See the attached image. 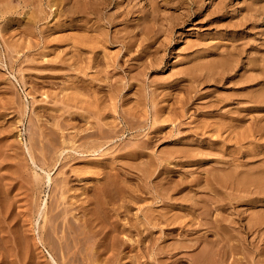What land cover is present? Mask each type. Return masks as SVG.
<instances>
[{
    "label": "rangeland",
    "instance_id": "rangeland-1",
    "mask_svg": "<svg viewBox=\"0 0 264 264\" xmlns=\"http://www.w3.org/2000/svg\"><path fill=\"white\" fill-rule=\"evenodd\" d=\"M165 2H171V5L164 6ZM17 3V0H0L1 10L4 7L13 9L11 15L5 16V19L9 20L8 23H6L8 20L4 21L0 13V264L1 262L8 264L9 262L10 264H76L77 261L74 263V259L78 262L80 260V264L81 262L85 264L84 260L81 261L86 255L83 250L88 254L89 247L103 242V232L95 228L100 232L94 233L95 231L91 232L88 228L89 233L93 234L88 237L87 233L83 235L86 237L83 241L82 235H76L83 229L82 221L76 218L82 216L80 214L82 211L78 207L82 199L86 200L88 188L97 185L101 178L98 176L99 169L111 174L118 169L120 179L117 181L121 182L122 187L134 189V187L139 188L143 185L140 190L138 189L139 192H142V189L147 192L145 195L137 193L144 195L145 198L132 202L130 210L119 213L117 220L125 224L131 222L135 214H140L141 210L145 211L151 206L152 195L150 193L154 195L156 191H161V187L155 184L162 176L157 178L159 180L154 177L160 172L159 169L162 170L156 165L161 153L166 154L175 150H178L177 152L197 150L203 153L204 157L209 155L203 159L212 157L222 160L236 158L240 151L250 149L264 153V143L259 142H243L240 146H236L232 141L225 145L219 144L216 149L209 150L207 146L211 145L212 140H217L220 136L221 139L227 137L228 132L213 133V130L206 128L207 124L213 121L214 123H227L234 117L235 120L232 122L235 132L240 133L250 124H258L260 121L259 125H264V111L260 110L256 103L252 104L246 99L250 94L257 95L263 91L264 83L253 82L251 85L241 83L249 76L255 77V82L262 80L264 76L261 73L264 61V0H61V2L60 0H37L34 5L24 9L27 14H22V6ZM53 4L55 6H52ZM56 8L59 10L58 15L53 13ZM65 9L70 13H63ZM37 15L39 17L43 15L46 19L35 26L29 24L30 29L27 25L26 32H23L26 19L37 20L38 18L34 19L38 17ZM65 22L68 25L65 26ZM87 35L92 41L87 46L95 45L93 58L99 57L96 61L103 59V63L101 61L99 64L96 63L97 65L89 66L87 60L92 57V54L85 51L86 49L83 51L84 54L74 50L75 47L71 42ZM128 36L132 37L130 41H128ZM96 39L99 42H96ZM127 41L131 42V50H127L122 43H128ZM48 43L51 44L50 47L47 46ZM8 44L28 46L21 51L11 52L7 50L6 45ZM67 44H70L69 47ZM118 53L117 63L120 69L113 71L112 67L105 68L106 62L112 64ZM78 58L82 60L76 65ZM215 63L217 69L221 68V72L215 71L216 69L208 70L211 67L209 65ZM78 65L84 68L82 73L77 71ZM198 67L208 68V71L205 69L206 72L200 73L197 71ZM104 69L107 71L101 72L99 77H103L105 73L111 83H99L98 79L92 80L98 71H104ZM136 71L140 74L138 76L140 81L133 82L136 85L127 83V77L126 80L124 79L126 83H112L115 78L121 74L124 75V72L129 76L133 73L134 76L137 74ZM208 72L219 73V76L215 78L219 79L220 76H224V81L214 83L207 78V80L200 79L199 83L192 82L191 76L195 74L205 76ZM81 78L92 80L93 83H76ZM109 84L126 86L121 93L126 96V99L120 101L119 104L116 100L105 98L103 109L97 112L99 110L95 107V98L99 95L108 96L107 85ZM245 85L250 87L246 88ZM78 96L86 103L77 102L75 98ZM89 104L91 107H87ZM215 104L218 105L217 108L210 107ZM247 107L250 110H246ZM170 109H172V114L169 112ZM130 110H133V114H126V120L121 121L118 113ZM114 111H117V114ZM230 111L235 113L233 117H230L228 113ZM157 117L160 121L154 122ZM136 124L139 128L135 130ZM101 128L111 130V137L106 138L107 140L102 139L103 137L99 139L98 130ZM121 128L123 132L119 134ZM116 129L118 132H115ZM155 130L158 131L155 132ZM41 131H43V136L38 134ZM85 134L94 135L82 139L81 137L86 136ZM85 142L102 144L103 147L94 154L74 152V150L78 151L80 144H85ZM106 142L109 143L105 144ZM151 142L152 146L148 149L142 147V144ZM40 145L45 147L41 148ZM130 145L134 147L132 151L134 149L140 151V154L138 151V158L125 156L129 151L131 152ZM27 149L30 151L34 164L30 161ZM60 149L64 151L57 160V153ZM148 155H153L152 159ZM263 159L264 156L261 154L247 156L248 164L245 169L263 168ZM55 160L57 161L54 166ZM192 160L186 166L174 161L162 162L163 165L167 164L172 171L167 175L172 184L178 183L177 181L182 177L190 182L194 177H200L202 181L205 175H209L207 173L212 167L223 166L214 162L199 161L196 157ZM149 162H151L149 168L155 171L154 176L148 181H142L138 170H145ZM43 163L46 165L43 166L44 168ZM83 170H89L91 174H81ZM46 172L52 179V183H46ZM34 174L38 176L34 178ZM78 175L79 177L80 175L85 176L87 179L80 180ZM205 177L198 187L192 186L191 190L195 189L198 193L197 197L201 199L208 197L206 193L213 195L216 192V196L217 194L221 196L215 184L211 185L209 181L211 186L214 185L215 189H213L208 181L205 182ZM68 178L70 179L69 189L63 196L66 197L67 202H65L66 199L62 200L63 204L58 210L68 207L69 215L66 218L74 223L75 240L77 237L81 238L80 240L83 239L81 245L76 244L77 247L72 246V242L75 243L74 235H66L67 239L64 237L65 219L60 220L59 218L62 223L60 225L56 223L59 222L58 220L55 223L60 229L52 230L49 217L53 215L48 211L49 209L47 210L50 207L49 204L54 203L53 199H56L53 187L57 182ZM30 179L32 181L37 179L36 186L34 182L31 184ZM195 191L186 190L181 194L172 191L171 196L173 199H180L187 193L192 196ZM57 197H59L58 192ZM63 197L61 196V199ZM237 200L236 214L245 211L249 214L251 210L249 211L248 203L243 201L244 199ZM151 209L155 213L168 210L162 203L153 205ZM170 209L176 212L183 210L182 208ZM222 210L223 212L226 210L227 213L234 212L228 207ZM215 212L219 213V211ZM198 213L199 210H196V214ZM78 214L80 215L77 217ZM159 226L165 229L164 224ZM195 227L197 228V225ZM204 231L202 227L197 234L201 236ZM261 232L264 235V228ZM163 236L159 228H155L151 237L158 240L156 245L154 241H146L128 255H133L137 251L141 264H160L159 262L164 261L166 264H191L189 259L195 258L201 250V246L187 249V254L181 253V256L176 255L166 261V253L158 251L163 250L164 246H170L185 238L179 230L173 233V236L167 237L166 241L162 240ZM128 238L134 240L136 236ZM61 246H67L69 251L64 247V253V250L60 249ZM78 247L82 250L80 253L84 255L82 258L79 257L82 255H76L79 259L74 254ZM255 248L253 252L255 251L256 256L252 252L251 255L255 257L248 258L249 263L245 261L242 263L241 260H244L246 256L237 253L238 255L234 256L237 260L234 264H263L264 262L260 260L264 261V242H258ZM67 251L69 254H66ZM126 251L128 250H125L123 254ZM151 252L156 255L150 256ZM108 255L109 253L101 258L88 257L94 260L93 264H108L105 261ZM71 256L73 259H69ZM68 260L70 262H67ZM172 260H177V262L172 263ZM229 260V263L232 262V258ZM128 262V258L124 257L122 263L130 264Z\"/></svg>",
    "mask_w": 264,
    "mask_h": 264
},
{
    "label": "bare ground",
    "instance_id": "bare-ground-1",
    "mask_svg": "<svg viewBox=\"0 0 264 264\" xmlns=\"http://www.w3.org/2000/svg\"><path fill=\"white\" fill-rule=\"evenodd\" d=\"M164 1H169V0H164ZM17 2H18L17 4L22 6V8H21V10H23L22 14H27V12H25L24 9H26L28 6L34 5V3L37 2V0H17ZM60 2H61V0H60ZM163 5L164 6L171 5V2H165ZM52 6H55V4H53ZM45 8H47V7H45ZM94 8H97V7H94ZM12 12H13V9L5 8V7H4L3 10L0 9V13L3 15L2 18L4 19V21L8 20V19H5V16L11 15ZM58 12H59V10L56 8V10L53 13L55 15H58ZM15 13L18 14V12H15ZM63 13L69 14L70 12H69V10L65 9L63 11ZM43 15L42 16L40 15V17L38 15H37L38 17H34V19L38 18L37 20H31L30 21V19H26V23L24 25L25 28L22 29L23 32H26V29L30 27L29 24H33L35 26L38 22L45 20L46 17L43 16ZM50 17H51V15H50ZM81 17H83V16H81ZM61 19L59 21H61ZM107 21H108L107 23L110 24L109 20H107ZM8 22H9V20L6 21V23H8ZM59 23H61V22H59ZM55 24H57V23H55ZM27 25H29V26L27 27ZM61 25H63V24H61ZM64 25L66 26L68 24H66V22H65ZM78 25H79V23L77 24V26ZM18 26H20V25H18ZM85 26H87V25H85ZM93 27H94V25H93ZM2 30H4V29H2ZM136 32H137V30H136ZM90 38L91 37L89 35H87L85 37H82L81 39L79 38L76 41L71 42L74 45V47H75L74 50H77V52L81 53V52H83L86 49L85 51H87L90 54H92V57L88 58V60H87V63H88L89 66L97 65L103 60L102 59L101 61L99 60L97 62L96 59H98L99 57L98 58L97 57L93 58V56H95L93 54L94 53V49H95L94 48L95 45H93L92 47L91 46L90 47L87 46V44H90L92 42ZM95 38H97V37H95ZM131 38L132 37L128 36V41H130ZM106 39L108 40V37ZM96 42H99V41H97V39H96ZM122 43H124L123 45L126 46L125 48L127 50L128 49L131 50V46H130L131 42H128V43L122 42ZM49 45H51V44L48 43L47 46H49ZM69 45H68V47H69ZM99 45H101V44H99ZM27 46L28 45L23 46V45H19V44H8V45H6L7 50H9L11 52H14V51H17V50L21 51V50H23V48H25ZM70 48H73V47H70ZM83 54H84V52H83ZM90 54H88V55H90ZM100 56H102L101 53H100ZM118 57H119V53L117 54L116 59L113 61L112 64H110V62L109 63L106 62V65H105L106 67L105 68L112 67L111 69H113V71H115L116 69H120L119 64L117 63V60H118L117 58ZM104 59H106V58H104ZM81 60H82L81 58L80 59L78 58L77 61L75 62V64L77 65V62H81ZM102 63H103V61H102ZM209 66H211L209 69L205 68V67H198L197 71H200V73H201L202 71L206 72V71H208L210 69H216L215 71H217V70L220 71V69H221V68L220 69L216 68V63L213 64V65H209ZM53 67H55V66H53ZM142 68H144V67H142ZM76 69H77V71L79 73H82L84 68L81 67L80 65H78ZM205 69H206V71H205ZM58 70H60V69H58ZM109 70H110V68H109ZM105 71H107V70L104 69V71H98V74H96L92 78V80L98 79L99 83H111V82H109L110 80H108L109 77L105 76V73H104V76L102 74L103 77H99L100 73L101 72L103 73ZM110 71H109V73H110ZM261 73L264 74V61H263V66L261 67ZM106 75H107V73H106ZM139 75L140 74H138V72H137L136 75L133 76V73H132V75L129 76L128 73L124 72V75L121 74L119 77L115 78L114 82L112 81V83H126L125 82L126 79H128L127 83L139 82L140 81L139 77H138ZM215 76H219V73H216V72H214V73L211 72L210 73V72H208V73H206L205 76H203L202 74H195V76H191V80H192L193 83L194 82L199 83L198 81L200 79L207 80V78H209V80H212L214 83H220V82L224 81V76H220L219 79L215 78ZM254 78L255 77H250L249 76L246 79L242 80L241 83H245V84L250 83L248 85H251V83H253V82L254 83H264V76H263V79L258 81V82H255ZM92 80H86L85 78H81L76 83H93ZM134 84L135 83H133V85ZM117 85L118 84H116V85H112V84L107 85L108 92H109L108 96H100L99 95L97 98H95V107H97V110H99L97 112H100V110L103 109L104 104H105V102H104L105 98H109L110 100H116V103H119L120 101L122 102L123 100L126 99V96H123V94L121 95L122 91L125 89L126 86L124 87V85H122V86H120V85L117 86ZM131 86H132V84H131ZM100 87H102V86H100ZM245 87L248 88L250 86H246L245 85ZM78 90H79V87H78ZM138 98H139V96H138ZM130 99H129V101H130ZM246 99H247L248 102H250L252 104L256 103L257 107H259L260 110L264 111V90L261 91L260 93H258L257 95L250 94L249 96L246 97ZM75 100L77 102H79L80 104H82V102H85L79 96L77 98H75ZM92 106H94V105H92ZM87 107H91L90 104H89V106L87 105ZM210 107H213V109H214L215 107L217 108L218 105L217 104L210 105ZM98 108H100V109H98ZM172 109L169 110L170 113H171ZM246 110H250L249 107H247ZM132 111L131 110L129 112H124L123 111L124 113H122V111H121L120 113H118V117L121 119V121H124V120H126V118H125L126 114H133ZM158 111H160V109ZM114 112H115V114H117V111H114ZM87 113L90 114L89 112H87ZM154 113H156V112L154 111ZM228 113H229L230 117H233L235 115V113L231 112V111L228 112ZM97 114H99V113H97ZM93 116H94V113H93ZM104 117H106V115ZM160 118H162V117H160ZM253 119H254V117H253ZM261 119H263V118H261ZM157 120L160 121L159 117L155 118L154 122H156ZM234 120H235V117H234V119L231 118V121H229L227 123H225V122L214 123V121H213V123H210V124L208 123L207 124L206 128H208L210 130H213L212 131L213 133H220V134L222 133V134H224V132L225 133L228 132L227 137H224V138L221 139V136H220V137H217V140H214V141L212 140L211 145L209 147L207 146V148L209 150L216 149L219 146V144L220 145H225V144H227L229 142H232V141H234L236 146H240L243 142H249V143H253V142L254 143H258L259 142V143H262V144L264 143V125H259V123L261 121L258 124L257 123L256 124H254V123L250 124L248 127L243 129L242 132L239 133V132H235V128H234V125H233V122H232ZM133 123H134V121H133ZM127 124H129V123H127ZM131 125H133V124H131ZM126 127H127V125H126ZM137 128H139V126H137V124H136V127L134 129L136 130ZM38 129H41V128L38 127ZM102 129L103 128L98 130L99 139L102 138V137H103L102 139L110 138L111 137V135H110V133H111L110 131L111 130L109 131V130H102ZM208 129H206V130L210 131ZM122 130H123V128H121L119 130V134H121L123 132ZM157 131L158 130H155V132H157ZM94 132L97 134L96 130ZM115 132H118V129H116ZM90 133H91V131H90ZM38 134H40V136H43V131L39 132ZM93 135L94 134L86 135V136H82L81 138L85 139V138H88V137H93ZM115 135H117V134H115ZM30 136H32V135H30ZM113 136H114V134H113ZM133 137H135V136H133ZM253 137L254 138L258 137V138L254 139ZM51 138H50V140H51ZM31 139H30L31 143L33 141H35L33 139H32L33 141H31ZM52 139H54V138H52ZM219 139H220V141H219ZM135 140H136V138H135ZM154 142H156V141H154ZM107 143H109V142H106L105 144H107ZM137 143L138 142L136 141V144ZM34 144H35V142H34ZM34 144H33V146H34ZM82 144L83 143H81L80 144L81 146H79L81 151H79L80 150L79 149L78 151L74 150V152H79L80 154H84V153L85 154H94V153L98 152L103 147L102 144L101 145H96V144H89L88 142H85V144H83V146H82ZM140 144H141V142H140ZM30 145H32V144H30ZM132 145H134V143H132ZM43 146L40 145L41 148H43ZM150 146H152V142L151 143H145L144 145L142 144V147L146 148V149H148ZM130 147H131V152L129 151L130 153L128 152L127 155H125V154L124 155L126 157L127 156L134 157V159L138 158L139 154H140V151L136 150V149H134L132 151V147L133 146L130 145ZM42 150H45V149H42ZM63 151H64V149H60L58 151V153H57L58 155L56 157L57 160H58L59 157L62 156ZM135 151H137V154H138V151H139V154L138 155L135 154ZM177 151L178 150H175V151H172V152H168L166 154L161 153L160 156H158V160L159 161H158V164H156V165H157L158 168H161L162 170L164 169L163 171L159 169V171L162 172V173H160V172L157 173L156 172L157 174L154 176V172L155 171L153 172L151 170V168H149V165H150L151 162H149L147 164V166H148L147 168L149 170L146 167L144 168L145 170H143V169L142 170H138V172L141 173V175L139 177L142 179V181H144V180L148 181V180L151 179L152 176H154L155 179H157L160 176H162V178H160V180L157 179V180H159V182L155 184L157 187L158 186L161 187L160 190L162 192L161 191L160 192L156 191L154 195H153V193H150V195H152V204H151V206L147 207L145 209V211L141 210L140 214H135L134 215L135 218H133V220L131 222H128V223H125V224H121L117 220V216L119 215V213L125 212V211H127V209L130 210L131 209V205L130 204L132 202H137L138 200L144 199L145 198L144 195L147 194V192L144 189L141 190L142 192H139V190L141 189L140 187H142L143 185L139 186V188L134 187V189L127 188V187L125 189L124 187H122L121 186V182L117 181L118 179H120L119 178L120 170H118V169L117 170L114 169L115 171L113 170L114 173H112V174L103 172L102 169L101 170L99 169L100 173H98V176H101V178L98 180V183L96 182L97 185H95V186H93L91 188H88V193L85 196L86 200L84 201L82 199L81 205L79 204L80 206L78 207V209H80V211H82L80 213V214H82V216L80 214H78L77 217L80 215L79 216L80 218H76V219L78 221H80V222L82 221L81 222V226H82L83 229L80 231V233H78L76 235H82L81 236V238H82L83 235H85L87 233V237H88V235L93 234V233H89V230H87L88 228H90L91 232L95 231L94 233H98L100 231L103 232V242L96 243L91 248L89 247L88 248L89 249L88 254L85 253V251L83 250L84 254H86L85 257H83L84 256V255H82L83 253L82 254L80 253L81 249L78 247L75 250V253H74L75 256L76 255L78 256L80 254L82 256H79V257L80 258H82V257L84 258V259H81V261L84 260L85 264H93L94 260H92L88 256H94L96 258H101L103 255L109 253L107 258H105V261L108 262V264H124V263H122V260H123L124 257L128 258V260H129L128 263H130V264H139V263L141 264V262L139 260L140 256L137 255V251L133 255H128V254H131L135 250V248L143 245L144 242H146V241L147 242H151V241L153 242L154 241L153 243L156 245L158 240L157 239H153L151 237V235L153 233V230L155 228H157V227L159 228L160 232L163 233V235H164L163 239L161 238L163 241H166L168 239L167 237L173 236V233H175L178 230H179V232L181 234H183V237L185 238V239H182L181 241L175 242L174 244H170V246H164L163 250L161 249V250L158 251V252L166 253V255H167L166 256L167 257L166 261H168L169 259H172L176 255H180L181 253H183L185 255L188 252V251H186L187 249H193L194 247L197 248L198 246H201V250H200L199 254L195 258L189 259V261H191V264H234L237 261L236 259H234V256L237 253L245 255L246 257H244V260H241L242 258L239 259V260L243 261L242 263H244V261L247 263L248 261H250L249 260L250 257H255L256 256L255 255L256 253H254L255 251L253 252V250H254L253 248H255V246L257 247L258 242H262V241L264 242V237H263L264 235H262V232H261V231H263V228H264V212H263L264 209L262 208V207H264V205H262V203L264 202V164H263V168H261V169H258V168L245 169V167L248 164L247 156L250 157L251 155H255V154L256 155L261 154L262 156H264V153L260 152V151H257V150L250 149V150L244 151V152L240 151V154L237 153L236 158L231 157L229 160H222V159H215V158H212V157L208 158V159H203L205 157H209V155L208 156L205 155V157H204L203 153H201L200 151H197V150L195 152H194V150H193V152H188V151L187 152H184V151L177 152ZM27 152L30 155V161L34 164V162H33L34 160L31 157L30 151L28 149H27ZM148 156H149V158H151L153 155L152 156L148 155ZM195 157L199 161L214 162L215 164H222L223 165L221 167H212L211 170L207 173L209 175L208 176L205 175L206 177L204 176L205 177V182L208 181L209 185H210V182H211V185L215 184V187H217V190L220 191L221 196L219 194H217V196H216V194H215L216 192H215L214 194H215L216 197L214 196V194L211 195L210 193H206V194H208V197H205L206 199L205 198L201 199V198L197 197L198 193L195 191V189L191 190V187L192 186L198 187L201 184V182L204 180V177H203L202 181H201L202 178H200V177H194L193 180L191 178H189V180L191 179V182L187 181L186 180L187 178H184V177L181 178L180 177L181 179L179 181H177L178 183L172 184L171 179L169 178V176H167L169 173H172V171L167 167V164L163 165L162 162L170 163L171 161H174L175 163L185 164V166H186L187 164H190L191 161H193L192 159L195 158ZM213 157H215V156H213ZM228 157H226V159H228ZM244 159H246V160H244ZM57 160H55V164L53 163L54 166L56 165V161ZM263 163H264V159H263ZM43 166H46L45 163L42 164V167ZM131 168H132V166H131ZM85 173L91 174V171L83 170V172H81V174H85ZM37 176H38L37 174H34V178L37 177ZM78 177H79V175H78ZM80 177H79L80 180H83V179L86 180L87 179V178H85V176L83 177L82 175H80ZM35 181H37V179L31 182V184H33V182H34V186H36ZM45 181H46V183H50V182L52 183V179L49 177V174L47 172H46V180ZM69 182H70V179L68 178V179H63L62 182H57V184L54 183L55 187H53V188L55 190L54 192H56V195H55L56 199H53V201L55 200L54 203L51 202L53 204L50 203L49 204L50 207L47 208V210L49 209L48 211H50L51 215H53V216H51V218L48 216L50 224H51L50 226L52 227V230L58 231L60 228H59L58 224L56 225V223H59V225H60V223H62V222L59 221V218H60V220H61V218L63 220L65 219L64 220V221H66L65 222V228L63 230L64 234H65V236H64L65 238L67 237L66 235H71V234L74 235L75 234V232H74L75 228L73 229V227H74L73 224L74 223L72 221H70L69 219H67L68 215H69L68 214V212H69L68 211L69 210L68 207H63V209L58 210L59 206L61 204H63L62 200L66 199V197H63V196L69 189L68 188ZM79 182H81V181H79ZM25 183H27V182H25ZM58 183H60V184H58ZM157 184H159V185H157ZM213 186H211V188L215 189ZM53 188H51V189H53ZM151 189H153V188H151ZM154 190H155V186H154ZM156 190H157V188H156ZM186 190L195 191V192H193L194 194L192 193L193 194L192 196H191V194L189 195V193H187L186 196L181 197L180 199H173L172 196H171V192L172 191L173 192L176 191V192H174L176 194H177V192H178V194L179 193L181 194L182 192H184ZM143 191H144V193H143ZM57 192L59 193V197H57ZM137 193L144 194V195L141 196V195H139ZM61 196L63 197L62 199H61ZM205 196H207V195H205ZM53 198H55V197H53ZM237 199H244L243 201L248 203L249 211L251 210V212L249 214L245 213L246 211L243 212V213L236 214L235 205H236V203H238ZM256 199H257V201H254ZM65 202H67V199H66ZM157 203H162V205L165 206L168 210H166L165 212L161 211V212H156L155 213V211L152 210L151 207L153 205L157 204ZM181 203H182V205H179ZM224 207H228L230 210H234V212L227 213L226 210H224V212H223L222 209ZM242 207H244V206H242ZM170 208H173V209L182 208L183 210L180 211V212H178V211L176 212L174 210L175 211L174 212ZM196 210H199L198 214H196ZM215 211H219V213L216 214L217 212H215ZM46 213H47V211H46ZM70 213H72V212H70ZM138 215L141 216V218ZM66 216H67V218H66ZM73 217H76V216L73 215ZM57 220L59 222H56ZM243 220H244V222H243ZM63 224H64V222H63ZM161 224L165 225V229H163L161 226H159ZM176 224H178V225H176ZM195 225H197V228L195 227ZM42 227H44V226H42ZM202 227L205 229V231H204V234H202L200 236L197 233L200 231V228H202ZM76 228H79V227L76 226ZM95 228H98L100 231H98V229L95 230ZM84 229H85V231H84ZM77 232H78V230L76 229V233ZM133 235L136 236V238L134 240H131V239L128 238L129 236H133ZM193 235H196V236L193 237ZM250 237H251V239L249 240ZM81 238L78 239V237H77V240H75V235H74L73 240H74L75 243L72 242V244H73L72 246H74V247L76 246L77 247V245H81V243H83L82 242L83 239H84L83 241L86 240L85 236L83 237L82 240H80ZM64 247H65V250H66L67 246H61L60 249L64 250ZM26 248H27V246H26ZM65 250H64V253H65ZM125 250H128V251H126L123 254V252ZM147 250H149V249L147 248ZM258 250L259 249H257V251ZM68 251H69V249H68ZM68 251L66 252V254L67 253L69 254ZM252 252L254 253L253 255H255V256L251 255ZM89 253H93V254L91 255ZM6 254H8V253H6ZM153 255H156V254H153V252H151L150 256H153ZM261 255H262V253L260 254V256ZM75 256H74V258H75ZM77 256H76V258H78ZM72 257L73 256L69 257V259L72 258ZM231 258H232V262L229 263V261H230L229 259H231ZM262 258H263V256H262ZM23 261H24V259H23ZM73 261H74V263L77 261V263L80 264L79 263L80 260H79V262H78L77 259L76 260L74 259ZM252 261H253V259H252ZM261 261H262V263L264 262L263 260H260V262ZM67 262H70V260H68ZM176 262H177V260H172V263H176ZM159 263L160 264H166L165 261L164 262H159ZM1 264H8V263L7 262H1ZM9 264H10V262H9ZM67 264H70V263H67ZM81 264H83V263L81 262Z\"/></svg>",
    "mask_w": 264,
    "mask_h": 264
}]
</instances>
